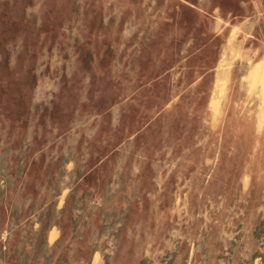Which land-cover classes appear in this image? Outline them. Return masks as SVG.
<instances>
[{"label": "rangeland", "instance_id": "1", "mask_svg": "<svg viewBox=\"0 0 264 264\" xmlns=\"http://www.w3.org/2000/svg\"><path fill=\"white\" fill-rule=\"evenodd\" d=\"M0 264H264V0H0Z\"/></svg>", "mask_w": 264, "mask_h": 264}]
</instances>
